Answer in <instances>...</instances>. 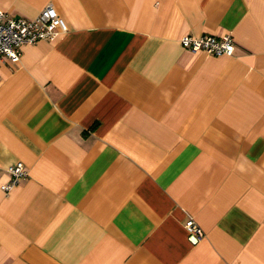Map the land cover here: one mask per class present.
Segmentation results:
<instances>
[{
	"label": "crops",
	"instance_id": "0c3cea01",
	"mask_svg": "<svg viewBox=\"0 0 264 264\" xmlns=\"http://www.w3.org/2000/svg\"><path fill=\"white\" fill-rule=\"evenodd\" d=\"M48 2L68 30L0 60V264H264V0L0 9Z\"/></svg>",
	"mask_w": 264,
	"mask_h": 264
},
{
	"label": "built area",
	"instance_id": "2783aa9c",
	"mask_svg": "<svg viewBox=\"0 0 264 264\" xmlns=\"http://www.w3.org/2000/svg\"><path fill=\"white\" fill-rule=\"evenodd\" d=\"M67 30V22L51 2L46 3L32 18L14 17L0 9V60L7 58L14 62L18 61L21 47L24 44L34 43L40 39L53 40ZM179 41L182 46L191 51L202 50L212 55L232 54L234 51V40L229 33L222 36L182 35ZM7 171L10 174V179L1 184V188L5 192L28 175L26 167L20 161L10 164ZM184 227L191 243H197L203 238V229L192 217H188L184 221Z\"/></svg>",
	"mask_w": 264,
	"mask_h": 264
}]
</instances>
